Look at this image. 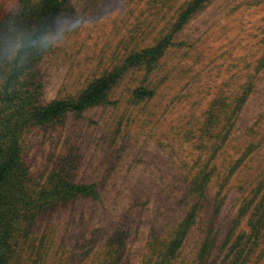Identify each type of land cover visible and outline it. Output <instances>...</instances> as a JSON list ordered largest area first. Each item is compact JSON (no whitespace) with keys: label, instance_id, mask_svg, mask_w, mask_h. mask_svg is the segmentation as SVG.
Here are the masks:
<instances>
[{"label":"rangeland","instance_id":"obj_1","mask_svg":"<svg viewBox=\"0 0 264 264\" xmlns=\"http://www.w3.org/2000/svg\"><path fill=\"white\" fill-rule=\"evenodd\" d=\"M189 1L69 0L59 18L79 23L64 42L44 49L38 67L44 100L74 99L129 55L154 46L174 31ZM18 6L19 0H0V14ZM46 35H55L52 27ZM173 40L160 60L122 76L108 94L112 104L25 130L21 158L30 189L65 169L77 182L97 183L102 200H77L31 227L19 225L8 264H100L104 243L97 239L123 226L126 212L134 226L121 264H141L151 225L162 213L159 221H169L194 167L212 160L214 198L249 147L219 196L213 255L218 264H264V231L258 238L251 233V218L264 220V0H211ZM138 88L153 90V97L138 99ZM244 88L250 92L241 106ZM226 114L233 126L223 140ZM209 219L199 216L175 264H195Z\"/></svg>","mask_w":264,"mask_h":264},{"label":"trees","instance_id":"obj_2","mask_svg":"<svg viewBox=\"0 0 264 264\" xmlns=\"http://www.w3.org/2000/svg\"><path fill=\"white\" fill-rule=\"evenodd\" d=\"M210 1H189L180 12L174 31L163 36L154 46L129 55L122 65L92 82L78 97L50 102L44 100L38 69L44 49L30 48L27 41L36 32L47 34L52 23L67 12L69 0H19L15 11L0 14V264H8L11 259L19 225L25 223L31 227L37 220L51 217L61 207L77 200L93 203L102 200L97 183L77 182L65 169L53 171L41 189H30L29 173L21 158V137L25 130L32 124H49L61 121L70 113L81 115L89 108L112 104L108 94L122 76L130 68L146 61L160 60L165 51L175 45L173 34L180 31ZM261 66L264 67V55ZM249 92L250 89L244 88L237 97L241 106L247 101ZM134 93L138 99L154 95L153 90L145 88H138ZM226 115L223 140H227L233 126V120ZM212 144V150L216 151L219 145L215 141ZM253 149L249 147L229 170L214 198L210 197L214 178L212 171L215 168L211 166L212 160L194 167L198 170L184 181L186 187L178 193L173 207L168 210L172 213L166 215L169 221H159L164 215L162 213L158 217V224L151 225L141 264H175L186 238L203 213H208L210 219L195 264H218L213 255L215 238L212 233L222 207L219 196L230 176ZM129 216V212L121 215L123 226L112 233L107 231L99 235L97 243L94 241L98 245L104 243V261L100 264L122 263L126 242L134 226L127 221ZM251 227L252 236L261 237L264 220L251 218Z\"/></svg>","mask_w":264,"mask_h":264},{"label":"clouds","instance_id":"obj_3","mask_svg":"<svg viewBox=\"0 0 264 264\" xmlns=\"http://www.w3.org/2000/svg\"><path fill=\"white\" fill-rule=\"evenodd\" d=\"M78 23L79 21L75 20L74 18L67 19L66 21L62 18H58L51 25L55 33L51 39L48 35L42 32H36L28 39V46L30 48L46 49L53 41L64 42L70 30H72L73 26Z\"/></svg>","mask_w":264,"mask_h":264}]
</instances>
